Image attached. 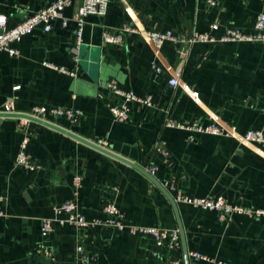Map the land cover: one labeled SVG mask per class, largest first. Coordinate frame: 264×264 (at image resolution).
Segmentation results:
<instances>
[{"label": "crops", "instance_id": "0c3cea01", "mask_svg": "<svg viewBox=\"0 0 264 264\" xmlns=\"http://www.w3.org/2000/svg\"><path fill=\"white\" fill-rule=\"evenodd\" d=\"M51 1L0 0V13L12 26ZM207 1L110 0L104 16L86 18L77 51L74 4L64 10L66 26L56 20L48 33L37 28L15 45L18 56L0 54V111L6 105L14 113L35 106L79 111L76 124L55 123L91 142L104 140V148L144 170L155 166L152 176L173 199L180 192L264 208L263 150L235 136L164 127L170 117L235 127V135L249 130L264 134V44L198 43L180 58L174 43L165 42L157 51L139 35L122 32L129 25L171 30L184 39L193 32L219 37L227 26L249 31L256 16L264 14V0H212L214 6ZM214 22L219 29L211 32ZM103 33L121 34L123 42L104 44ZM153 62L161 68L159 75L152 71ZM47 65L77 70V76ZM175 73L182 87L168 86ZM107 81L139 97L151 96L152 106L133 104L127 122L113 120L112 98L98 88ZM31 132L27 151L40 166L35 172L14 167L22 135L16 119L0 118V264H76L78 239L84 252L94 256L93 264H170L163 251L160 258L152 256L156 248L150 239L108 228L79 231L55 225L41 249V220L52 215L54 205L69 200L76 201L86 219L105 220L103 206L114 201L127 223L165 229H177V224L168 200L137 170L54 130L32 125ZM157 142L169 153L167 163L154 152ZM76 174L82 178L77 190L72 186ZM176 204L188 253L230 264H264L263 220L235 216L223 222L215 213ZM181 256V251L173 254Z\"/></svg>", "mask_w": 264, "mask_h": 264}, {"label": "built area", "instance_id": "2783aa9c", "mask_svg": "<svg viewBox=\"0 0 264 264\" xmlns=\"http://www.w3.org/2000/svg\"><path fill=\"white\" fill-rule=\"evenodd\" d=\"M110 0H52L44 8L39 9L33 14L25 15L18 22L9 26V18L5 14L0 13V54L6 53L10 57L18 56V50L15 45L22 38L32 34V32L41 28L44 33L51 30L52 23L60 20L64 26L67 25L68 19L64 17V10L76 4L72 20L75 23L76 47L77 51L81 44V37L85 20L88 16L94 15L102 17L105 15ZM208 5L214 6L215 2L207 1ZM211 32L219 29V24L214 22L210 26ZM125 34H137L142 39L149 41L152 46L158 51L165 42H171L178 45V54L180 58L187 56L188 48L195 44H215V43H252L264 44V14H259L253 21L252 28L249 31H242L238 28L227 26L224 28L219 37H214L210 32L199 33L193 32L188 39L181 38L174 34L171 30L162 32L150 31L146 29H136L133 26H125L122 29ZM123 42L121 34H102V43L120 45ZM78 59L75 58V62ZM60 73L66 74L69 77L75 78L77 70L67 71L64 68H57L47 65ZM152 71L159 75L161 68L154 62L151 64ZM167 84L171 88L182 87L178 75L175 73L167 80ZM19 86L13 88L17 90ZM98 88L111 96L112 101L108 103V109L113 120L117 122H127L130 117L131 106L143 105L152 106L151 96L139 97L132 91L121 89L115 81H107L103 85L99 84ZM184 88V86H183ZM196 96V94H194ZM5 114H14L9 105L4 106L0 111ZM29 117L40 120L47 124L55 123L57 119H64L70 124H76L81 116V113L69 108L58 106H35L28 112H25ZM18 121V130L21 132L22 139L19 144V149L14 160V167L27 172H35L40 170L39 164L28 153V143L31 139V126L36 125L26 119H16ZM60 127V126H59ZM164 127L169 129H177L186 131L190 134H202L221 137H233L244 143L252 144L258 149L264 151V134L260 130H249L243 135H235V127L229 129L218 126L215 122L208 125H202L194 122H179L170 117L164 120ZM95 143V142H94ZM104 148L105 141L99 140L95 143ZM154 152L161 156L162 162L167 163L169 153L164 148L162 142H157L154 147ZM157 168L153 165L147 168L149 174L155 173ZM82 178L76 174L72 180V186L75 190L80 188ZM171 190L172 186L169 187ZM175 202L186 204L194 209L215 213L217 219L223 222H229L235 216H243L254 220L264 221V208H256L252 206H243L240 204H229L223 198H208V197H187L178 192ZM4 199L0 196V202ZM52 215L44 218L40 223V244L39 247L44 248L43 242L48 238L55 225L64 227H73L79 231H87L92 228H108L118 233H126L131 237L148 238L153 243L156 251L151 254L154 257H162L170 264H183L181 258H174L173 254L181 251L180 238L177 229H165L161 227L138 226L127 223L124 214L119 210L114 201H108L103 206L102 212L106 216L105 220L86 219L78 210L75 200H69L59 205H54ZM4 213L0 211V218ZM164 252L159 256V252ZM188 258L196 263L204 264H230L221 260H215L199 252L188 253ZM73 259L76 264H93L94 256L84 252L83 246L79 239L75 243Z\"/></svg>", "mask_w": 264, "mask_h": 264}, {"label": "water", "instance_id": "95a60500", "mask_svg": "<svg viewBox=\"0 0 264 264\" xmlns=\"http://www.w3.org/2000/svg\"><path fill=\"white\" fill-rule=\"evenodd\" d=\"M0 118H14V119H26L31 121L32 123L54 130L58 133H61L107 157H110L114 160H117L123 164H126L127 166L132 167L133 169L137 170L138 172H140L143 176H145L149 181L152 182V184L154 186H156L161 193L165 196V198L168 200L169 204L171 205V208L173 210L174 216H175V220H176V224H177V230L179 233V238H180V245H181V259L183 264H190L189 263V258H188V250H187V245H186V240H185V234H184V230H183V226L181 224V220L179 217V213H178V208H177V204L175 202V200L173 199V197L168 193V191L151 175L149 174L146 170H144L142 167L134 164L133 162L111 152L110 150L103 148L97 144H95L94 142H91L89 140H86L84 138H81L80 136L53 124H47L45 122H42L40 120L34 119L32 117L27 116L26 114L23 113H14V114H5V113H1L0 112Z\"/></svg>", "mask_w": 264, "mask_h": 264}]
</instances>
